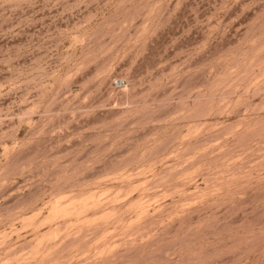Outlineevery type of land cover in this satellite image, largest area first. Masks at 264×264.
Returning a JSON list of instances; mask_svg holds the SVG:
<instances>
[{"label": "rangeland", "instance_id": "rangeland-1", "mask_svg": "<svg viewBox=\"0 0 264 264\" xmlns=\"http://www.w3.org/2000/svg\"><path fill=\"white\" fill-rule=\"evenodd\" d=\"M0 264H264V0H0Z\"/></svg>", "mask_w": 264, "mask_h": 264}]
</instances>
